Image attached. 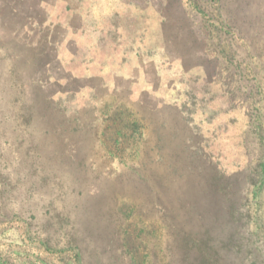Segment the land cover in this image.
<instances>
[{"label": "rangeland", "instance_id": "rangeland-1", "mask_svg": "<svg viewBox=\"0 0 264 264\" xmlns=\"http://www.w3.org/2000/svg\"><path fill=\"white\" fill-rule=\"evenodd\" d=\"M0 264H264V0H0Z\"/></svg>", "mask_w": 264, "mask_h": 264}]
</instances>
